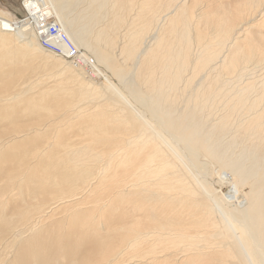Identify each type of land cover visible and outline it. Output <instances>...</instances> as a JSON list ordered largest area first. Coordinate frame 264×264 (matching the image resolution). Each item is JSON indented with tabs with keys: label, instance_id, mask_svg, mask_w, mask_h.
Masks as SVG:
<instances>
[{
	"label": "bare ground",
	"instance_id": "1",
	"mask_svg": "<svg viewBox=\"0 0 264 264\" xmlns=\"http://www.w3.org/2000/svg\"><path fill=\"white\" fill-rule=\"evenodd\" d=\"M22 1L0 13V264H264V72L241 82L264 0Z\"/></svg>",
	"mask_w": 264,
	"mask_h": 264
},
{
	"label": "rangeland",
	"instance_id": "2",
	"mask_svg": "<svg viewBox=\"0 0 264 264\" xmlns=\"http://www.w3.org/2000/svg\"><path fill=\"white\" fill-rule=\"evenodd\" d=\"M75 10V12L76 11H79L80 10V8L79 7H77L76 9H74ZM74 10H73V7H71L70 9L69 8H67V9H65L63 12L65 13V15H66V17L68 18V19H73V16H72V13H74ZM0 13L1 14H3V15H5L6 17H8V18H21V16H22V14H23V11H22V8H21V5H20V0H0ZM101 19L102 18H100V19H98V20H96L95 21V23L96 24H98V25H100V24H102L104 21H101ZM127 24V23H126ZM126 24H123V25H126ZM123 25H121V29H124V26ZM118 31H119V29H118ZM119 33V32H118ZM112 50H113V52H112V55L115 53V50H116V47L115 48H112ZM90 60H92V61H95L96 62V60H95V58H94V56H91V58H90ZM128 65V63H126V62H123L122 64H120L119 65V67H121V68H124L123 69V71H122V74H128L129 76H130V74H131V69H132V66H127ZM127 66V67H126ZM264 71H258L257 73H255V74H251L250 73V70H248V71H246V72H243V74H242V77H241V82H242V84L244 85V83L248 80V79H257L258 81H257V85H256V88L254 89V90H252V91H250L249 93H248V96L249 97H257L258 96V94L261 92V89H262V86H263V83L258 79V78H256L258 75H260V74H262ZM246 74H249V75H246ZM129 76H128V78H129ZM34 78V77H33ZM115 78L116 79H118V77L117 76H115ZM119 79H121L120 77H119ZM119 88H121L120 86H119ZM122 89V88H121ZM229 102H233V101H229ZM222 104V103H221ZM223 105V104H222ZM224 106V105H223ZM225 107V106H224ZM225 109H226V107H225ZM212 123V122H211ZM212 124H214V123H212ZM222 132H224V131H222ZM225 137L226 138H228L229 137V139H230V137H231V131H229V130H226L225 131ZM243 142H245L244 140H242V139H240V141L238 140V143L236 144V151L239 149V148H242V147H244L245 145H244V143ZM6 179V178H5ZM214 183L215 184H218V185H220V183L217 181V179L216 178H214ZM1 182H3V183H5V180L4 181H1ZM13 187V186H12ZM17 190H15V191H13V192H16ZM5 202H6V210L7 211H12L13 209H14V207L16 206V202L17 201H14V200H11L10 202H8L6 199H5ZM19 203V202H18ZM228 222V221H227ZM235 225H231L230 224V229H231V232L233 233L232 234V238L234 237V235H235V238H236V241H237V243L240 245V240H239V237H238V234H237V228L236 227H234ZM50 230H51V227H50ZM19 244L21 245V242H19L18 244H16L15 246H13L14 247V250H16V248H17V246H18V248L19 247H21V246H19ZM18 248H17V251H19L21 248H19V250H18ZM20 252V251H19ZM68 262V260H65L64 262H63V264H66ZM250 262H252L251 260H249V263ZM44 264H50V262L48 263V262H45Z\"/></svg>",
	"mask_w": 264,
	"mask_h": 264
},
{
	"label": "built area",
	"instance_id": "3",
	"mask_svg": "<svg viewBox=\"0 0 264 264\" xmlns=\"http://www.w3.org/2000/svg\"><path fill=\"white\" fill-rule=\"evenodd\" d=\"M30 1L31 0L28 2ZM20 2L23 11L21 18L23 19L28 16L29 10L22 0H20ZM41 21L38 22L37 19H33L30 24L31 28L39 37L42 46L52 53L64 56L65 58L75 59L80 62V57L62 26L57 21L52 20V18L44 19L43 17ZM65 48L68 50L66 51ZM93 63L94 61H90V64Z\"/></svg>",
	"mask_w": 264,
	"mask_h": 264
}]
</instances>
